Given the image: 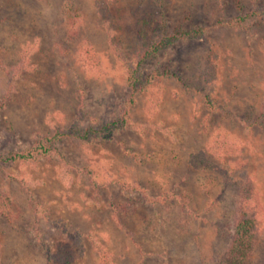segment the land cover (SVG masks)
Returning <instances> with one entry per match:
<instances>
[{
  "label": "rangeland",
  "instance_id": "1",
  "mask_svg": "<svg viewBox=\"0 0 264 264\" xmlns=\"http://www.w3.org/2000/svg\"><path fill=\"white\" fill-rule=\"evenodd\" d=\"M151 1L0 0V154L59 127L101 128L125 113L129 120L110 139L58 143L69 166L59 158L0 164L10 211L0 217V264H56L63 247L76 264H222L244 180L264 205V131L243 120L264 123V0ZM101 6L104 16L126 20L151 6L167 32L204 35L143 63L134 93L126 63L134 67L143 47L127 27L110 34ZM71 9L82 16L75 32ZM85 41L98 56L92 70L79 55ZM208 62L218 75L212 83L201 76ZM22 63L26 70L13 69ZM217 134L239 153L211 155ZM121 203L136 206L118 216L122 226L111 207ZM257 254L264 264V224Z\"/></svg>",
  "mask_w": 264,
  "mask_h": 264
},
{
  "label": "trees",
  "instance_id": "2",
  "mask_svg": "<svg viewBox=\"0 0 264 264\" xmlns=\"http://www.w3.org/2000/svg\"><path fill=\"white\" fill-rule=\"evenodd\" d=\"M154 4H158V8L161 7V0L151 1ZM156 2V3H155ZM152 6V5H151ZM151 6H147L145 9L136 8L130 15L129 19L126 20L121 16L122 14L116 13L115 18L104 16L103 9L106 11V7L101 6L98 9L99 16H102L105 27L111 34L112 29L123 30L128 28L133 37H135L142 45L136 56L135 66H131L126 63L128 78L127 84L134 93L141 91L142 86L138 80L140 68L143 63H147L153 60L155 55L163 48L173 45L179 40H193L204 35L203 30L200 28L184 30L181 28H175L170 32H167V26L164 19V14L159 12L157 14L158 20L155 24L153 22L154 14L151 11ZM80 12L77 9H71L66 15H68V23L72 26L73 32L76 30L77 21L82 19L79 15ZM111 24L112 28L109 29ZM115 25V26H114ZM115 27V28H114ZM155 35V40L149 42L150 35ZM67 41V40H66ZM81 49V50H80ZM79 55L83 61V66L86 70H92L96 67L98 62V56L94 52L93 47L85 41L79 47ZM25 64L22 63L18 67H13L16 71L26 70ZM157 75H162L157 72ZM202 78L206 79V83H212L214 78H218L215 64L208 62L206 70L201 74ZM13 80L11 79V84ZM9 98V96H7ZM127 113L123 114L120 118L113 120L105 124L101 128L88 127L85 129L81 128H64L59 127L55 130L51 136H45L38 139L30 148L22 151L7 152L0 154V164L13 165L20 164L21 166L37 167L41 160H52L59 158L65 165L69 166L65 155L57 147V144L64 139H73L80 142L91 143L99 138L110 139L112 132L123 128L129 124ZM246 126H258L264 131V123L259 118H251V115H245L243 118ZM104 131H107L104 133ZM107 136H104V134ZM208 152L215 157H223L230 155H237L239 149L235 143L222 138L221 136L213 135L208 145ZM89 174H92V170H88ZM120 186L125 188L127 191H135L136 188L129 187L125 183H121ZM143 198L145 201L153 202L149 200L148 196L143 192ZM8 199L0 193V217L9 218V203ZM155 202V200H154ZM114 211L113 218L117 221L118 225L122 226L119 222L121 214L129 215L136 211L134 204H111ZM232 215V234L228 246L224 249L222 255V264H262V261H256L259 251V239L264 224V205L259 197V193L256 186L251 178H247L239 186L238 194L235 200V208ZM1 246V245H0ZM105 254V252H104ZM104 260L106 255H104ZM74 252L67 248H59L55 254L56 264H76ZM259 260V259H258Z\"/></svg>",
  "mask_w": 264,
  "mask_h": 264
}]
</instances>
